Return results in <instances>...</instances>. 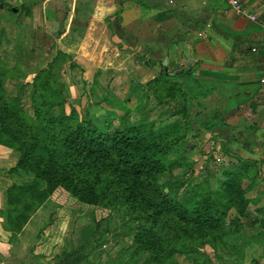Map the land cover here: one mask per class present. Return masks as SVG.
<instances>
[{"label": "rangeland", "instance_id": "1", "mask_svg": "<svg viewBox=\"0 0 264 264\" xmlns=\"http://www.w3.org/2000/svg\"><path fill=\"white\" fill-rule=\"evenodd\" d=\"M21 1L23 0H2L0 3V6H5L4 10L0 8V21L5 22L17 21V18L26 20L27 17L32 21L33 13L27 7L31 2L37 3L34 9L36 20L34 19L33 24L23 21L13 32L14 28H8L0 22V63L5 76L3 94L13 103L14 109H24L33 114L35 106L31 83L40 70L49 67L54 58L63 52L69 55V60L59 67H63L64 72L58 77L55 86L60 90L56 100L61 102L62 98L65 99L64 105L68 114L70 110L75 109L83 116H110L119 119V116L134 113L137 118L153 126L158 134H171L181 139L172 156L179 161L180 169L169 171L163 177L161 182L164 187L174 193H182L186 187L204 184L207 179L211 188H217L219 180L223 178L220 169L235 157L225 153L223 135L215 134L214 139L207 129L196 126L202 119L214 123L217 127L223 126L224 110L212 111L215 107L213 103H198L199 96L208 94L210 87H198L194 84L192 79H188V69H185L186 73L182 78L179 77L181 75L178 71H175L169 76V80L162 78L154 82L162 68L160 63L154 68L151 66L150 55L140 54L135 60L132 54H119L117 51H111V48L98 52L100 47L95 43L96 36L89 41L81 36L86 33L88 23H72L76 17L75 0ZM124 11V16L130 17L137 9L125 8ZM17 15L19 16L15 17ZM95 16L96 11L89 18L85 16L84 20H92ZM122 16L120 14L118 17L120 21ZM48 19H54L49 20L53 24H46ZM90 26L95 27L98 24ZM99 26L102 27L103 24ZM109 26L113 33L116 32V23ZM119 26L122 27L120 32L123 37L116 34L114 40L121 43V51H124L123 46L145 47L136 37L129 38L131 23L125 21L119 23ZM65 29L68 33L70 29L80 31L69 33L64 41L66 46L61 48L57 42L58 35L63 36ZM39 49L43 51H37ZM55 49L58 50L54 51ZM139 51H142L141 48ZM100 54L102 64L98 66L97 57ZM168 87L182 88L183 91H190V95L185 99L179 95L176 101L158 100L154 89H158L159 94L163 96L166 95ZM194 118H197L196 121L189 125V120ZM18 160L19 154L16 150L0 145V202L6 207L9 187L16 185L15 183H30L34 179L33 175L28 173H10ZM255 172L256 176L252 178L248 189V197L256 201L253 211L259 217V223L246 225L241 236H228L219 242H189L188 247L193 248L195 252L185 255L176 253L174 259L178 264H264V181L259 180L258 168ZM42 187L44 189L45 186ZM178 187L180 190L177 191ZM93 209L78 204L59 190L46 206L33 216L27 230L17 234L18 246L12 247L14 253L10 250L11 256L3 258L2 261H5L4 264H55L60 256L75 253L81 259L79 264L158 263L151 254L142 253L135 246L134 224L128 220L122 209ZM2 226L6 228L4 222ZM12 237L10 234V242ZM32 246L36 251L31 250Z\"/></svg>", "mask_w": 264, "mask_h": 264}, {"label": "trees", "instance_id": "2", "mask_svg": "<svg viewBox=\"0 0 264 264\" xmlns=\"http://www.w3.org/2000/svg\"><path fill=\"white\" fill-rule=\"evenodd\" d=\"M67 60L69 55L59 53L33 79V114L14 109L3 94L5 76L0 65V145L19 154L10 173L23 172L34 177L30 183L9 187L8 206L0 210L6 231L13 236L25 232L33 216L59 190L97 211L122 209L134 224L135 246L142 253L151 254L156 264H178L176 253L195 252L188 247L189 242H219L228 236H241L246 225L259 223L253 211L256 201L248 197L257 162L231 158L220 169L223 178L216 189L206 179L204 184L174 193L161 180L169 171L180 169L179 161L172 156L181 139L158 134L134 113L119 119L83 116L75 109L68 114L65 99L56 100L60 90L55 87L64 72L59 67ZM161 68L154 82L169 80L163 64ZM154 92L160 101H176L179 95L183 99L190 95V91L177 87L166 88L163 96L158 89ZM196 126L207 129L216 139L214 123L202 119ZM223 146L226 147L225 142ZM224 151L231 155L228 148ZM80 261L78 255L68 253L55 264Z\"/></svg>", "mask_w": 264, "mask_h": 264}, {"label": "crops", "instance_id": "3", "mask_svg": "<svg viewBox=\"0 0 264 264\" xmlns=\"http://www.w3.org/2000/svg\"><path fill=\"white\" fill-rule=\"evenodd\" d=\"M75 1L76 17L72 23H88L86 33H82L81 36L86 41L96 36L95 43L100 47L98 52L111 48V51H117L119 54L120 52L132 54L135 60L140 54L150 55L149 61L153 68L167 60L168 75L175 71L188 72L191 75L190 78L188 75V79H192L198 87H210L212 92L208 91L205 96L200 95L198 103L200 105L213 103L215 107L211 109L212 111L224 110V124L222 127H216L214 133L223 135L226 148L231 151L233 157L257 162L259 180L264 181V86L260 83L264 73V0H240L255 15L254 20L238 15L230 7L229 0H206V4L204 0ZM36 5L34 1L27 7L33 13L32 21L27 17L26 20L17 18V21L0 22L8 28H14L13 32L19 23L23 24V21L33 24L34 19L36 20L34 16ZM1 7L4 10L5 6ZM125 8L137 9V12L125 17ZM94 11L96 18L84 20L85 16L89 18ZM120 14L123 15L121 21L118 19ZM49 20L54 19H48L46 24H53ZM125 21L132 24L128 31L129 38L136 37L145 47L123 46L124 51H121V43L115 41L114 36L117 34L123 37L119 23ZM110 22L117 25L114 33L109 26ZM96 24L98 26H90ZM100 24L103 26L100 27ZM77 30L80 31L70 29L69 33L73 34ZM63 31L64 35H58L57 41L61 48L66 46L64 41L69 34L67 29ZM140 48L142 51H139ZM253 49H257V52H253ZM102 54L97 57L98 66L102 64L100 58ZM177 66H180V70H177ZM5 207L0 202V210ZM3 222L0 217V264L5 263L2 261L3 258L11 256L10 250L14 253L12 247L18 246L16 236L6 231L2 226ZM10 234L13 236L11 242ZM35 255L38 256L37 253Z\"/></svg>", "mask_w": 264, "mask_h": 264}, {"label": "built area", "instance_id": "4", "mask_svg": "<svg viewBox=\"0 0 264 264\" xmlns=\"http://www.w3.org/2000/svg\"><path fill=\"white\" fill-rule=\"evenodd\" d=\"M204 4H206V0H204ZM229 5L233 10H235L236 13H238V15L251 20L256 19L255 15L251 13L248 8L242 4L240 0H229ZM253 52H257V49H253ZM260 83L262 86H264V73L263 76L260 78Z\"/></svg>", "mask_w": 264, "mask_h": 264}, {"label": "water", "instance_id": "5", "mask_svg": "<svg viewBox=\"0 0 264 264\" xmlns=\"http://www.w3.org/2000/svg\"><path fill=\"white\" fill-rule=\"evenodd\" d=\"M167 65H168V61L165 60V62H164V67H165V71H166V72L168 71ZM177 70H180V66H177ZM178 74H181V71H178Z\"/></svg>", "mask_w": 264, "mask_h": 264}, {"label": "flooded vegetation", "instance_id": "6", "mask_svg": "<svg viewBox=\"0 0 264 264\" xmlns=\"http://www.w3.org/2000/svg\"><path fill=\"white\" fill-rule=\"evenodd\" d=\"M0 8H3V7L0 6Z\"/></svg>", "mask_w": 264, "mask_h": 264}]
</instances>
